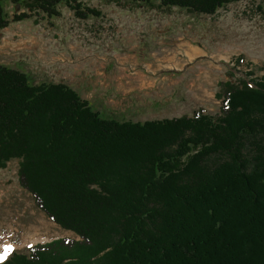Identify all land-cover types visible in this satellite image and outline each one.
<instances>
[{"label": "trees", "instance_id": "trees-1", "mask_svg": "<svg viewBox=\"0 0 264 264\" xmlns=\"http://www.w3.org/2000/svg\"><path fill=\"white\" fill-rule=\"evenodd\" d=\"M10 1L21 9L0 0V28L62 4L102 14L84 0ZM135 1L213 14L239 0ZM220 87L216 117L119 121L65 83L0 64V168L18 160L21 186L77 236L1 264H264V74Z\"/></svg>", "mask_w": 264, "mask_h": 264}, {"label": "rangeland", "instance_id": "rangeland-1", "mask_svg": "<svg viewBox=\"0 0 264 264\" xmlns=\"http://www.w3.org/2000/svg\"><path fill=\"white\" fill-rule=\"evenodd\" d=\"M3 4L9 15L16 11L10 0ZM258 5L239 0L203 14L158 1L84 0L83 6L102 14L78 18L62 4L59 16L36 14L0 28V64L26 73L31 84L71 86L105 118L144 122L192 116L200 108L216 117L221 82L264 74V13ZM53 20L67 24L60 35L69 36L71 50L57 51ZM124 55H130L127 74L107 69L112 62L121 65ZM127 89L132 92L125 94ZM18 167L13 160L0 168V255L12 246L0 264L14 251L77 237L36 205L19 182Z\"/></svg>", "mask_w": 264, "mask_h": 264}, {"label": "crops", "instance_id": "crops-1", "mask_svg": "<svg viewBox=\"0 0 264 264\" xmlns=\"http://www.w3.org/2000/svg\"><path fill=\"white\" fill-rule=\"evenodd\" d=\"M34 21L36 23H38L36 25H41V23H42V21H39L37 19H35ZM54 21L55 20H53V22L51 21V24H54V27H55L54 33H55L56 38L60 39V41L57 42L58 48H60V49H58L57 51H65V50L69 51V50H71V48L73 47V43L71 42V39L68 38L69 36L67 35L65 38H62L61 35H60L61 34V30L65 29V26L67 24H59L58 21H55V23H54ZM49 29H50V27H49ZM49 32H50V30H49ZM36 44H37V42H36ZM189 53L191 54V52H189ZM124 56L125 57L123 59H121V58L118 59L120 61V62H118V64L122 63L121 65L118 66V65L114 64V62H112V63H110V65L108 66L107 69L112 70L111 68H115V71L119 72V70H121L123 68V69H125L124 73L127 74V70H126L127 65L131 64L129 62L130 55H124ZM140 66L141 67H145L146 63H144V64L143 63H141V64L139 63V67ZM124 92H125V94H127V93H131L132 91H131V89H127V90H124Z\"/></svg>", "mask_w": 264, "mask_h": 264}, {"label": "snow or ice", "instance_id": "snow-or-ice-1", "mask_svg": "<svg viewBox=\"0 0 264 264\" xmlns=\"http://www.w3.org/2000/svg\"><path fill=\"white\" fill-rule=\"evenodd\" d=\"M10 251H12V246L11 245H6L5 248H4L5 254H7ZM0 258H2V257H0Z\"/></svg>", "mask_w": 264, "mask_h": 264}, {"label": "bare ground", "instance_id": "bare-ground-1", "mask_svg": "<svg viewBox=\"0 0 264 264\" xmlns=\"http://www.w3.org/2000/svg\"><path fill=\"white\" fill-rule=\"evenodd\" d=\"M7 238V237H6ZM5 244V243H4ZM4 244H2V246L1 247H3L4 246ZM5 247V246H4ZM6 256V254H2V255H0V257H2V258H0V261H1V259L3 260V258Z\"/></svg>", "mask_w": 264, "mask_h": 264}, {"label": "water", "instance_id": "water-1", "mask_svg": "<svg viewBox=\"0 0 264 264\" xmlns=\"http://www.w3.org/2000/svg\"><path fill=\"white\" fill-rule=\"evenodd\" d=\"M19 8H20V4L17 5V7H16V11H18Z\"/></svg>", "mask_w": 264, "mask_h": 264}]
</instances>
